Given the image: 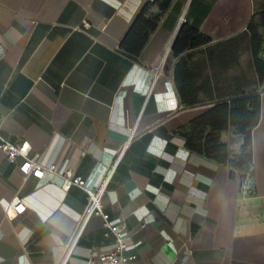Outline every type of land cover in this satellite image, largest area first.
<instances>
[{
	"label": "crops",
	"instance_id": "obj_1",
	"mask_svg": "<svg viewBox=\"0 0 264 264\" xmlns=\"http://www.w3.org/2000/svg\"><path fill=\"white\" fill-rule=\"evenodd\" d=\"M155 2L0 0V136L57 169L27 177L23 158L0 149V264H86L115 249L103 219H85L84 189L63 190L65 171L94 189L113 173L104 212L124 225L133 264H264V83L252 41L264 37V0L154 5L158 27L132 56L122 42ZM184 27L211 42L175 56ZM254 96L247 173L189 147L184 133L202 115ZM221 140L241 155L232 129ZM15 197L26 210L9 220Z\"/></svg>",
	"mask_w": 264,
	"mask_h": 264
},
{
	"label": "trees",
	"instance_id": "obj_2",
	"mask_svg": "<svg viewBox=\"0 0 264 264\" xmlns=\"http://www.w3.org/2000/svg\"><path fill=\"white\" fill-rule=\"evenodd\" d=\"M175 0H156L147 5L133 23L130 31L122 42V48L128 54L139 57L145 50L152 33L158 23L147 19L152 6L160 5L163 11L171 8ZM250 27V26H249ZM253 52L260 82L264 83V37L253 33ZM211 39L198 30L184 27L175 43L174 55L181 54L205 46ZM261 119V98L254 96L222 104L214 107L197 119L191 127V133L184 135L189 147L220 165H228L233 170L247 173L252 163V132ZM232 129L244 139L241 155L234 156L221 136Z\"/></svg>",
	"mask_w": 264,
	"mask_h": 264
},
{
	"label": "built area",
	"instance_id": "obj_3",
	"mask_svg": "<svg viewBox=\"0 0 264 264\" xmlns=\"http://www.w3.org/2000/svg\"><path fill=\"white\" fill-rule=\"evenodd\" d=\"M85 26L88 25L85 24ZM0 149L12 162L19 157L23 158L20 171L27 177L32 176L37 179H43L46 173L55 174L57 171L55 165L42 167L35 157H31L32 147L28 142L23 143L21 146H15L0 136ZM112 175L113 173H110L109 177L102 183L99 189L89 187L81 177L75 176L71 171H65L60 175L64 191L67 192L73 186H78L86 192L88 203L85 209V219L88 220L92 216H100L103 219L104 228L116 238V245L113 251L104 253L98 258L90 259L86 264H133L136 260V257H128L125 253L128 248V238L124 225L111 221L109 215L104 212L103 198ZM25 210L26 206L22 200L15 197L7 208L5 216L9 220H12L21 215Z\"/></svg>",
	"mask_w": 264,
	"mask_h": 264
},
{
	"label": "clouds",
	"instance_id": "obj_4",
	"mask_svg": "<svg viewBox=\"0 0 264 264\" xmlns=\"http://www.w3.org/2000/svg\"><path fill=\"white\" fill-rule=\"evenodd\" d=\"M181 155H186V154H181Z\"/></svg>",
	"mask_w": 264,
	"mask_h": 264
},
{
	"label": "rangeland",
	"instance_id": "obj_5",
	"mask_svg": "<svg viewBox=\"0 0 264 264\" xmlns=\"http://www.w3.org/2000/svg\"><path fill=\"white\" fill-rule=\"evenodd\" d=\"M233 141V140H232Z\"/></svg>",
	"mask_w": 264,
	"mask_h": 264
}]
</instances>
